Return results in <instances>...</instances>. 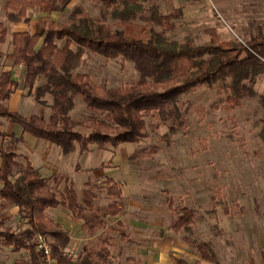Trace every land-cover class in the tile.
I'll return each instance as SVG.
<instances>
[{"label": "trees", "instance_id": "1", "mask_svg": "<svg viewBox=\"0 0 264 264\" xmlns=\"http://www.w3.org/2000/svg\"><path fill=\"white\" fill-rule=\"evenodd\" d=\"M153 0H99L101 19H93L81 6L69 14L68 23L39 20L34 30L11 35L12 52L5 56L14 66L25 69L24 89L40 105L50 96L49 119L37 115L26 116L10 111L8 99L19 87L11 71L0 74V123L7 120L19 125L23 133L51 143L64 155L107 151L124 144H137L148 137L147 119H154L152 129L162 125L168 130L161 141L172 144V137L182 132L188 123L189 110L182 100L200 87L224 90L227 97L221 100L227 111L239 108L243 100L258 97L264 110V95H258L256 84L264 75V34L259 32L249 42L220 41L213 34L211 40L196 44L191 39L182 42L168 41L167 34L175 30L180 11L164 13L156 5L147 7ZM57 0H6L4 16L8 24L20 23L30 9L42 12L55 10ZM110 19L115 28L107 23ZM9 30L0 21V45L6 42ZM92 54L108 60L122 59L132 64L138 80L131 86L107 88L82 74L86 57ZM1 58V57H0ZM80 100L90 116L77 119L72 113ZM218 110L220 106L213 107ZM260 138L264 141V120ZM0 201L19 208L25 224L15 230L0 221V238L16 253L26 251L28 259L16 264H41L42 256L36 252L31 240L36 234L46 235L59 264H112L107 248L110 238L103 239L101 251L85 246L76 261L63 253L70 237L59 224L46 215L50 208L64 207L73 217L83 222V231L96 235L107 225L106 217L118 216L124 209L122 189L112 178H105L107 195L114 201L105 209L95 205L101 187L91 181L82 194L73 186L62 191L49 184L30 162L16 161L22 137L0 133ZM204 143V141H203ZM205 147V145H204ZM160 151L157 145L150 152L137 155L152 156ZM135 156H132L133 159ZM170 213L175 217L170 228L174 233L190 232L197 210L176 206L168 197ZM5 207L0 205V210ZM225 214H230L225 207ZM200 260L217 264L218 258L210 242H195L185 237ZM174 264H192L179 257Z\"/></svg>", "mask_w": 264, "mask_h": 264}, {"label": "rangeland", "instance_id": "2", "mask_svg": "<svg viewBox=\"0 0 264 264\" xmlns=\"http://www.w3.org/2000/svg\"><path fill=\"white\" fill-rule=\"evenodd\" d=\"M5 3L6 0H0V21L6 23L9 30L11 24L4 16ZM152 5L164 13L180 11L179 19L175 20V30L167 34L168 41L191 39L196 44H204L215 34L220 41L249 42L259 32L264 34V0H153L147 7ZM77 6L83 7L93 19H101L99 0H57L52 12H42L39 8L29 10L26 29L33 30L35 22L42 19L68 23L70 12ZM107 23L115 28L112 20L108 19ZM10 37L9 30L8 39ZM7 52V45H0V63ZM14 71L13 78L22 87V69L14 68ZM79 72L109 89L131 86L138 80L132 64L122 59L108 60L96 54L86 57ZM256 91L258 95H264V75L258 78ZM22 97L25 99L20 110L24 115L49 118L50 96L44 98L45 105H39L28 96L26 89H23ZM226 97V92L218 86L194 90L182 100V106L189 110L187 126L172 137L171 145L161 141L168 125L164 124L155 131L152 129L155 120L147 119L146 139L117 149L109 148L110 154L104 160L109 164L110 158L119 156L120 152L126 155L119 166L123 176L119 184L126 187L122 202L156 205L157 202H168L170 196L176 206L197 210L190 232L172 234L177 243L182 242L189 248L185 254L190 257L183 259L190 261L193 255L196 258L190 262L192 264H211L200 260L194 248L184 241L188 237L195 242H210L218 258L217 264H264V141L259 136L264 110L255 97L245 99L239 108L227 111L221 103ZM215 104L220 106L218 110L213 108ZM72 115L77 119H87L90 113L78 100ZM154 145L160 147L158 153L137 155L140 151L150 152ZM94 151L88 153L86 163H95L101 155L108 154V151L95 148L92 149ZM132 156L135 157L131 159ZM89 175L98 177L93 171ZM73 181L74 188L79 190L81 184ZM93 182L101 189L105 188L103 178L98 177ZM96 192L98 208L103 209L108 202L114 201L104 190ZM225 207L230 214L224 213ZM150 208L163 211L159 205H150ZM132 211L133 214L137 212L132 209L130 214ZM169 216L172 223L175 217ZM115 220L113 226L117 231L109 230V235L120 231ZM22 225L25 224H16L15 229ZM127 239L126 242H132L129 235ZM123 253H126V248ZM17 258H28V253L23 251Z\"/></svg>", "mask_w": 264, "mask_h": 264}, {"label": "crops", "instance_id": "3", "mask_svg": "<svg viewBox=\"0 0 264 264\" xmlns=\"http://www.w3.org/2000/svg\"><path fill=\"white\" fill-rule=\"evenodd\" d=\"M26 20L27 16L22 22L11 24L9 26L10 34L30 31L26 29L27 25H29H25ZM37 22L38 21L35 22L34 28ZM4 45H7L8 47L6 55L10 54L12 52L11 37L9 39L7 37L6 42L2 44V46ZM6 55L3 56V61L0 63V74L3 71H11L12 79H14V68L22 69V73L24 74L22 87L18 81L19 87L9 97L7 105L10 111L23 114L20 108H22V100L25 99V97H22L25 69L22 65L14 66L12 61L5 59ZM0 57H2L1 54ZM0 133L7 136L15 134L18 137H22L23 142L18 146V156L16 161L22 164L26 161L30 162L31 165L40 172L43 178L48 179L51 186H55V179L57 182L59 181V185L57 186L58 190L61 189L62 191L66 186H73V180H76V182L81 184V187L79 190L74 189L78 194H82L83 190L86 188L85 185L87 182H93L94 179L98 177L103 178L104 180L108 177L112 178L121 187L122 201L123 198H125L126 187L119 184V180L123 178L119 166L121 165L122 158L124 159L126 157L122 152H120L119 156L110 158L111 163L109 164L104 160L106 159V156L110 154L108 150V154L101 155L97 162L88 164L86 163V157L89 152L80 153L77 151L71 155H64L61 149L57 146V148H55V145L53 146L51 143L38 140L29 134L23 133V130L19 125L10 123L7 120L1 121ZM1 143L2 139L0 138V144ZM48 147H52V151L47 150ZM90 152L95 153V151ZM98 163L100 164L99 166L97 165ZM101 164H104L105 166H102ZM92 171L96 172L98 177L92 178L91 175H89ZM0 187H2L1 183ZM100 190L106 192L105 188ZM94 203L98 207L97 202ZM111 203L112 202H108L102 208H107ZM122 204L124 206L123 211L115 217L107 216L106 227L94 236H90L84 232L83 222L76 220L72 213L64 207L50 208L46 211V215L59 224L69 235L70 243L67 250L73 254L74 261L80 257L85 246H89L95 252L101 251L103 239L105 237L110 238V243L106 246L111 253L108 260L111 261L112 264H174V257H190L189 254H185L186 251H189L188 246L182 242L177 243L174 239L173 235L176 233L172 232V229L170 228L172 223L169 216L171 214L169 210V202L156 203L159 207L162 206L161 210L163 211L153 210L150 208V205L152 207H155L156 205L150 204L149 202H122ZM0 205L5 207L4 210H0V221H3L7 227L15 229L16 224L22 223L18 207H15L9 202L2 201H0ZM132 209H136L137 212L133 214L134 212L132 211V214H130ZM161 212H163L162 215L160 214ZM151 216L153 217L150 218ZM114 219H116L115 222L120 227V231L116 232L117 234L109 235V230L114 232L117 231L113 226ZM124 219L126 222H124ZM24 226L25 225H22L19 229H23ZM111 227H113V229ZM127 235L130 236L132 242H126V240H128ZM125 248L126 253H123ZM18 254L19 253L14 252L11 247H7L0 238V264H16L18 260H21L17 258ZM193 258H196V256L192 255L190 261H187L191 262L193 261Z\"/></svg>", "mask_w": 264, "mask_h": 264}, {"label": "built area", "instance_id": "4", "mask_svg": "<svg viewBox=\"0 0 264 264\" xmlns=\"http://www.w3.org/2000/svg\"><path fill=\"white\" fill-rule=\"evenodd\" d=\"M31 244L34 246L36 252L42 256L41 264H59L58 259L53 254L51 242L46 235L41 233L36 234L31 240ZM63 255L74 261L73 254L67 249L64 251Z\"/></svg>", "mask_w": 264, "mask_h": 264}]
</instances>
